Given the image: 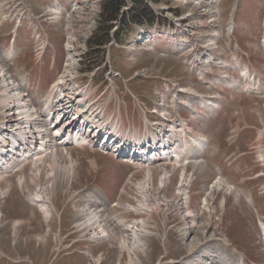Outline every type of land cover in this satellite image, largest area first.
Segmentation results:
<instances>
[{
    "label": "rangeland",
    "instance_id": "rangeland-1",
    "mask_svg": "<svg viewBox=\"0 0 264 264\" xmlns=\"http://www.w3.org/2000/svg\"><path fill=\"white\" fill-rule=\"evenodd\" d=\"M27 1L29 8L33 12V16L38 18L41 22L42 29L48 35L50 42L45 64L38 67L34 65L33 55L36 44L32 39L31 29H23L19 34V42L17 41L16 44L19 55L14 61V67L16 69H18L17 67H24L32 73L31 85L33 91H31L30 96L34 101H38L39 98L43 97L48 92L50 83L55 81L57 75L62 71L67 58L64 44L67 40V36L71 37L68 35L69 33L72 34V37L77 41L75 44L77 49L85 46V48H80L77 52L79 64L76 70L79 79L94 76L95 85L101 86L97 89L98 93L106 91V96L109 95L106 84L108 86V80L110 78L108 72L111 67H113V70L120 72L124 79L131 80L128 84V89L130 88L144 103L149 104V98L153 96V92L161 90L162 87L160 83H157L155 80L132 77L136 71L143 69L152 70L154 72L153 74L156 76H166L173 80L181 79L184 85L189 84L196 89L205 91L197 82L195 75L190 74L187 69H185L182 61L173 56L165 57L166 54L162 53L164 49L160 46L156 47L162 51L155 49L154 52H145L146 49L141 47L142 45L138 43L137 48L139 45L140 49L138 48L128 56L122 49V46L127 45L128 42L132 40L133 36L132 32H128L122 25H129V22L132 20L129 19L130 17H146L149 19L157 14H163L166 15L170 21L176 18H184L185 24H187V22H189V24L198 22L200 29L198 32L196 31V34L197 36L199 34L201 37L198 39L201 40L202 44L210 42L211 37L219 33L221 37L215 43L219 47H223L224 40H228V37L231 35L230 40L238 56L242 58L245 63L256 68L259 72H264V55L260 48V38L262 34L261 21L264 16L263 0H223L222 14L220 15V8L217 17H213V14L216 15L218 12L212 5L213 0H192L194 1L192 5L188 3L187 0H152L151 5H149L150 0H139V2L138 0H122L125 8L121 12V20H119V18L117 22H112L113 25L105 21L106 16L103 15L104 6H102L104 5V0L100 3H98L97 0H79V4H85L78 9V14H74L72 17L73 24L69 18L66 19L68 23L65 20L56 24H51L46 21L48 18H44V11L49 5H52V0ZM195 2H200V5L196 11L191 12L195 5H198ZM128 6H132L137 13L135 17L132 14L133 12L126 10ZM67 7L69 13L73 14L71 6L67 5ZM234 9L236 10L235 13H233ZM192 13L197 16V20L195 16L192 15L191 17ZM234 23H236L235 32L229 35V32H232L234 29ZM67 24L68 28L66 29ZM69 24H72L71 30H69L71 27ZM92 24H94V30L86 34L87 27ZM192 27L195 28V25ZM230 28L231 31H229ZM10 33V27H0V54L5 52L8 48L6 44L11 38ZM85 34L87 35V39L83 40V35ZM213 38L215 39V36ZM114 40L119 47L112 46V61L111 65L108 64L107 66V61L109 60L107 54L110 44ZM135 45L136 44L129 48ZM138 55L142 56L140 58L135 57ZM224 57H227L226 53ZM54 58L57 60H55V66L57 65L56 69H49L51 59ZM133 59L136 61H132ZM3 62L0 61L1 64H3ZM115 84L119 90L125 91V83L121 79H116ZM229 95H232L231 92H229ZM156 98H158V96H156ZM126 101L128 103V111L132 114L134 101L129 97H127ZM236 101L241 102L238 104ZM263 101L264 100L250 95L239 94L236 99L229 100L225 104V109L217 119H213L214 121L211 125L210 121L204 120L205 122L204 125L202 124L201 126L202 129L200 133L207 136L212 133V127H215V131L216 129H220L222 132L219 134L218 139L223 143L225 136L228 135L229 121L232 117L235 119L241 118L243 122H248L257 126L256 113L260 110V105ZM224 111L228 114V118H225L223 115ZM124 112L123 114L125 116ZM219 119H223V121L219 122ZM231 129L232 128H230V130ZM247 134L248 133H246L245 136ZM242 135H244V133ZM253 136L254 134L251 135L252 138ZM248 143L245 141L244 146H247ZM71 152L76 162L80 165L75 176L76 178L73 180L72 193L78 190H82V192L71 204H66L64 201L68 197L67 187L61 186L58 188L59 197L63 199L64 203L61 204V202H58L57 204L58 207L61 206V208L66 209L64 219L70 218V214L71 217L75 219L65 226L66 230L58 236L57 241L52 232H55L59 228V223L55 220V222L51 223L50 220L48 223L44 222L45 220L38 213L36 206L31 205L26 199V192L18 188L16 175L4 182L6 188L11 185V191L8 198L5 200V204L0 208V214L3 215L0 223V252L5 255V258L0 257V264H19L14 263V261L25 260L26 258H30L29 261L31 263L29 262V264L91 263V259L87 255H82L80 253L73 256L68 255L73 250L90 251V254L94 255L95 258H98V256L104 252L105 256L102 264H118V260L121 256L120 243L127 240L129 243L133 242V236H131L127 229V232L123 227L119 228V230L115 229L117 227L115 226V222H113L112 219L110 220V217H114L113 214L115 210H111L112 207L107 206L116 201L119 188L126 180L127 175L131 173L130 167L122 165V163L116 162L108 156L104 157L102 154L90 150H72ZM205 159L207 160V165L204 170L200 171V167L195 166L198 167L199 170L196 168L197 179L192 186L190 206L191 209L197 211L201 216V220L199 221L201 224L206 225L207 222L212 221L216 216L220 215L223 222L221 234L211 236V234H213L212 230H209V234H205L207 228L201 230V224H197V229L195 228L187 239L184 240L181 229L185 226V223L179 219L163 217L162 214L146 217L143 219H149L151 222L158 224L160 230L159 235L154 237V239L153 237L150 238L145 236V238H143L146 239L144 240L146 244L145 254L135 252L130 256V253L126 251L122 257L123 260L121 264H130V262L133 264H209L210 262L213 264H236L237 262V264H242L239 259L241 256H243L244 264H264V232H262L259 225L260 219L264 221V176L260 179L257 178L260 173L264 175V168L258 167V164L255 163V159L251 160L249 157L241 160L232 167L225 168L224 171L227 180L235 185L241 192V198L237 200L233 193H216L211 203L212 213L204 214L201 208V200L204 198L208 186L216 177L212 162L223 165V159L209 158L207 152L205 154ZM94 161H96V163ZM46 165L47 163H45L44 166ZM31 170V167L26 170V176H31ZM42 176L39 177L41 183L45 181L46 174L43 173ZM62 179H64V176H62ZM37 180L38 179L35 180L36 183L39 182ZM173 182L176 185V181L173 180ZM28 183L29 186H27L29 191L33 192L35 187L32 190L33 184L30 182ZM94 183H98V185L107 192L105 196L100 195L98 190H93L89 187ZM175 192L176 190L173 185V187L169 189L168 198H171ZM89 193L101 199V201H99L100 204L96 202L93 203L97 208L105 207V212H102L105 224H101L102 230L105 231L103 234L100 232V234L97 235L90 232L85 225L86 220L82 223L87 229L86 234H88L94 242L85 240L89 239L85 234L84 235L87 237L83 238L81 233L85 231L74 234L72 232L76 231L77 228H75L74 225L77 224L78 227V219H81L78 218L77 213H74L73 207L76 205V210H78L80 207L79 204L85 201ZM59 197L57 199L58 201ZM247 197L252 198L254 205L248 202ZM224 198L226 204L223 205L222 202ZM89 206L91 207V205ZM123 207L125 208V205H123L122 208ZM82 208L80 214L86 215L89 212V207H84L83 205ZM125 212L127 213V211ZM119 220L126 223V225H132L135 222H129L122 218ZM16 221L20 222L17 223ZM162 223L167 226L176 223L179 225L175 230L168 232V227H162ZM47 230H50L49 233H47ZM62 230L61 228L60 232ZM12 231L17 233L16 236H14ZM108 234L111 237L110 239H107ZM101 237L106 239H101ZM216 238L221 240L227 239V242L226 244L221 241L218 242ZM228 240H230V242H228ZM75 241H79V243L74 245L71 249V245ZM13 242H15V246ZM183 243L186 245L181 246L180 244ZM190 248L193 250L192 252L188 251ZM235 248L237 250L239 248L238 254L234 253ZM54 252L60 255L54 259L49 258L52 254L54 255ZM204 252H208L211 256L212 254L216 256V258L214 257L216 259L215 262L210 260L212 257L207 258V254H203ZM217 255L220 257L222 256V261L219 260ZM130 257H136V260L130 261ZM194 258H201L204 261L199 262Z\"/></svg>",
    "mask_w": 264,
    "mask_h": 264
},
{
    "label": "bare ground",
    "instance_id": "bare-ground-1",
    "mask_svg": "<svg viewBox=\"0 0 264 264\" xmlns=\"http://www.w3.org/2000/svg\"><path fill=\"white\" fill-rule=\"evenodd\" d=\"M196 1V0H194ZM194 1L192 0H187L188 3H190L191 5L194 4ZM198 5H195V7L191 10V12L196 11L198 9V6L200 5V2H195ZM212 5L213 7L218 10V12L215 14H213V17H217L219 14V10L221 8V0H213L212 1ZM52 4V3H51ZM187 5V4H186ZM50 6V5H49ZM66 8H68L66 6ZM213 8V9H214ZM64 9V8H63ZM189 9V8H188ZM190 10V9H189ZM190 12V13H191ZM196 13V12H194ZM192 13V15L195 16V19L197 20V16ZM74 14H78V10H74V13L72 14V17L74 16ZM44 16L47 17H53L50 18L51 21L53 20L54 23H60V20L62 19V15L59 14L58 11H54L52 9H47L44 11ZM68 19V18H67ZM71 25V24H70ZM195 25V28H193L192 26ZM231 26H232V22H231ZM190 28L192 30V33L195 34L196 31L198 32L200 27L197 23H191L190 24ZM236 28V23H234V29L232 30V32H229V35L232 33H234ZM67 29V27H66ZM231 31V28L230 30ZM169 34H174V32H169ZM217 33V35H213L210 39V42L215 43L216 41H218L220 34ZM71 37L68 36V44L66 45V49L69 55V59H68V72H72V69H75L78 65V60L76 59L77 56V48H76V43L77 41L74 39V37H72V34H69ZM197 36V34H196ZM199 36V34H198ZM215 36V39L213 38ZM87 38V35H83V40H85ZM139 38V39H138ZM137 39V43H135L136 45L129 48L127 51H129L130 53L135 52L138 48H137V44L138 42L140 43H144L146 41V39H148L147 35H144V37H138ZM217 38V39H216ZM18 41V38L16 37L14 39V46L12 48H10V50H6V52L4 53V55H2L1 57L4 59H14L17 55L18 52L15 49V43ZM19 42V41H18ZM145 44H147V42H145ZM147 46V45H145ZM150 52H154L156 48H154V45H150ZM84 48V46L82 47ZM203 61V60H201ZM204 62V61H203ZM9 76V77H8ZM12 75L6 74L5 72V68H2V66H0V89H1V93H0V108H1V112L2 114H5L4 118L7 119V125L9 126L10 124V134H8L6 136V138H10L13 140V143L18 146L20 145L21 142L30 143L31 139L34 138L36 135L42 133L47 134L48 136L51 134L52 136H55L56 134L53 132V130H50V132L48 130H44L43 127L46 126L45 124H41L42 126H38L37 120L39 119V117L35 114L34 112V108L29 104L28 99H26L27 96H25L24 94L21 93V91L19 90L20 88L17 86L16 82L14 79H12ZM234 94V93H231ZM58 98H56V101H58ZM221 103H216V107L217 110L215 111V118H217L219 115V108L222 106ZM201 114V113H200ZM204 116H206V114L203 112L202 113ZM203 120L206 121H211V119L204 117ZM40 124V123H39ZM182 130V128L179 127L178 131ZM168 132H169V128H168ZM168 132L166 134H164L160 139L164 140L168 137H170V134H168ZM203 137H206L204 134H201ZM4 146H0V161L3 160L2 155H5L7 152V149L5 147V145L7 144L6 142H3ZM43 145H48L46 142H42ZM58 155L54 154L52 156H50L51 159L53 160L52 166H50V168L48 169V174L49 175H59V169L61 167H63L62 165L65 166V164L67 163L65 160V156L64 154L67 153L69 156H71L67 151H61L60 149H58ZM154 156L157 157H161L164 158L165 157V152L163 150H159L158 152H156L154 154ZM8 158V157H7ZM58 159L59 162H57ZM262 162V164L260 166H264V152H261L259 154V156L257 157V162ZM70 162L73 163V160L70 159ZM18 165V164H17ZM16 165V166H17ZM60 167H59V166ZM15 166V167H16ZM195 166H199V165H195ZM200 171L204 170L206 167V162L204 160V162L200 165ZM44 173V171H43ZM47 174V173H46ZM41 173H38L36 175V177H34V179L32 178V180H30V183L34 185L35 190L33 192H30L28 189V186L26 185V179L25 177H19L18 179V188L20 190H22L23 185H26L28 192L30 193V199L35 203L36 206H38V208L42 211L43 214H45L43 216V219L45 220V222H49L50 220V216L52 214L51 212V206H49L47 204V202L45 201V196H48L50 190H54L51 186V184L45 186V185H41L40 186V180L38 179L39 177H41ZM44 176V175H43ZM42 176V177H43ZM47 176V175H46ZM64 176V175H63ZM76 176V170L73 172H68L66 174V177L69 179V181L73 180ZM155 176L154 174L149 173L148 174V178L145 182H141L138 184V189L140 190V193L145 197L146 202H139L138 206H132L130 204L127 203H122L120 200L117 201L116 204H114L113 206H111L112 208L114 206L117 207H122L123 205H125V208L123 207V210L125 209V211L127 212H136V213H143L146 212L148 210V212L155 210H161V208H163L164 206L168 205V204H176L178 205L179 201L182 200L185 203V207L187 208V213H185V220H188L189 217V213L192 212V215L197 217V212L196 211H192L190 209V196L189 194V186L190 184L185 183L181 188H179L177 190V193L175 195V197L173 198V200H170L167 195H164L161 191V189L156 190L155 189ZM36 179H38L37 181H39L38 183H36ZM43 179V178H42ZM62 179V178H61ZM29 182V181H28ZM215 189L218 192H222L225 194H232L235 193L236 195V199H239V193L237 191L236 186L232 185L230 182H228V180L223 176H222L215 182L214 184ZM220 190V191H219ZM11 191V185H9L6 189L3 190L2 194L0 195V197L5 196V198L9 196ZM225 191V192H224ZM4 198V200H5ZM98 200V201H97ZM94 202L99 203V197H95L94 195H91L87 197L85 203H83L82 205H79V209L78 210H74L75 213L78 214V227L76 224V227L79 229V232H84L85 231V235H87L89 237L88 234H86L87 229L90 232H93L95 234H100V232H102V234L105 232L102 230V226L101 224H105V219L102 215V212H105V207H95L94 206ZM222 204H226L225 201L222 202ZM89 207V212L84 215V214H80L81 210L83 209L82 207ZM91 205V207L89 206ZM108 207H110V205H107ZM95 207V208H94ZM165 209V208H164ZM79 212V213H78ZM80 216V217H79ZM0 217H2V214H0ZM108 218V217H106ZM75 219V218H74ZM112 219L113 222H115V226H117L115 229L119 230V228L123 227L125 228V231L127 229V231L131 234V236H133L132 243H129V241H123L120 243V259L118 260V264H121L122 260H123V255L126 251H128L130 253V256L132 254H134L135 252H140L141 254H145L146 252V244L144 242L143 239L146 237H153V233L149 230V223L147 219H142V220H138L135 221L132 225H126V223H124L121 220H116L114 221V217H110V220ZM86 220V227L87 229L84 227V225H82V223ZM262 221V220H261ZM17 223L20 221H16ZM117 222V223H116ZM192 224H186V227L184 228V232L182 233V237L184 236V240L187 239V237L189 236V234L197 227V223L196 220H193L191 222ZM16 225V223H15ZM261 225L263 226V230H264V223L262 222ZM17 227V225H16ZM114 227V226H113ZM50 230H47V233H49ZM126 231V232H127ZM88 233V232H87ZM91 236V235H90ZM110 235H107V239H110ZM149 238V239H150ZM101 239H106L104 237H101ZM89 241L94 242V240H91V238L89 237L88 239ZM39 241V239H38ZM230 241V240H229ZM97 242V241H95ZM219 242V241H218ZM225 242V241H224ZM223 243V242H222ZM181 246H185L186 244H180ZM189 252H192L193 250L190 248L188 249ZM195 252V251H194ZM238 250H235V253H237ZM203 254H207L206 257H212V261L215 262V258L216 256H214L212 254V256L210 254H208V252H204ZM88 255L92 258L95 259L93 255L90 254V252L88 251ZM136 256V255H135ZM218 256V255H217ZM225 256V255H224ZM215 257V258H214ZM219 260L222 261V256H218ZM197 258V257H196ZM242 262V264H244V259L243 256H241L239 258ZM238 259V261H239ZM135 261L136 257H130V261ZM138 260V259H137ZM199 262H203L204 260L201 258L196 259ZM94 264H102L104 262V255L100 256L99 258H97V260H93ZM238 263V262H237ZM236 263V264H237ZM130 264H133L132 262H130ZM203 264V263H202ZM209 264H213V263H209ZM235 264V263H234Z\"/></svg>",
    "mask_w": 264,
    "mask_h": 264
},
{
    "label": "trees",
    "instance_id": "trees-1",
    "mask_svg": "<svg viewBox=\"0 0 264 264\" xmlns=\"http://www.w3.org/2000/svg\"><path fill=\"white\" fill-rule=\"evenodd\" d=\"M123 5L124 3L122 0L105 1L103 5L104 6L103 15L106 16L105 21L110 22V25H113L112 22L118 21Z\"/></svg>",
    "mask_w": 264,
    "mask_h": 264
},
{
    "label": "crops",
    "instance_id": "crops-1",
    "mask_svg": "<svg viewBox=\"0 0 264 264\" xmlns=\"http://www.w3.org/2000/svg\"><path fill=\"white\" fill-rule=\"evenodd\" d=\"M233 95V94H232ZM225 118L227 117L228 118V114L226 113L225 115ZM218 118V117H217ZM216 118V119H217ZM213 121L214 120H211L210 121V125L213 123ZM221 121H223V119H219V122H221ZM229 123H230V121H229ZM247 123V125L249 126V127H254V125H252V124H250V123H248V122H246ZM212 129V133H210V137L212 138V139H214L215 138V140H216V137L214 136L215 134H221V132H222V130H220V129H216V131H215V127H212L211 128ZM246 133H248L246 136H245V134ZM253 134V132H251V131H246L245 133H244V135H242V136H240V138L238 139V142H237V147H238V149H243L245 146H244V144H245V141H247V143L250 141H252V137H251V135ZM205 135V134H204ZM206 136V135H205ZM207 137V136H206ZM249 142V143H250ZM248 143V144H249ZM245 190V189H244Z\"/></svg>",
    "mask_w": 264,
    "mask_h": 264
}]
</instances>
